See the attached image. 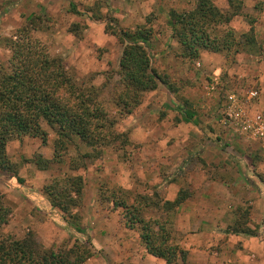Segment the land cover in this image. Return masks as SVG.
Returning a JSON list of instances; mask_svg holds the SVG:
<instances>
[{
  "label": "rangeland",
  "instance_id": "374dc122",
  "mask_svg": "<svg viewBox=\"0 0 264 264\" xmlns=\"http://www.w3.org/2000/svg\"><path fill=\"white\" fill-rule=\"evenodd\" d=\"M212 1L238 13L213 27L229 29L230 47L201 49L190 58L172 36L169 13L187 12L197 0H0V69L9 63V39L19 33L21 42L61 60L102 111L106 139L118 137L92 147L75 138L58 161L55 133L45 123V143L12 136L6 152L18 178L0 172V193L10 207L3 233L21 238L30 232L54 250L82 243L93 254L81 264H150L140 260L148 251L134 218L148 222L158 244L164 240L183 251L182 242L194 240L210 217L217 226L206 232L215 238L202 244L204 252L219 253L225 241L227 248L236 245L233 234L264 237V135L241 130L227 116L241 110L264 121V2ZM137 27L150 30L142 43L163 83L124 105L118 101L125 88L119 73L123 43L114 33ZM251 91L257 94L249 97ZM185 112L191 121H183ZM38 156L48 160L45 169L34 162ZM70 176H80L82 184L79 196L70 194L77 199L72 217L46 194ZM255 189L258 194L246 192ZM177 198L172 208L164 206ZM182 262L178 255L172 264Z\"/></svg>",
  "mask_w": 264,
  "mask_h": 264
},
{
  "label": "trees",
  "instance_id": "16d2710c",
  "mask_svg": "<svg viewBox=\"0 0 264 264\" xmlns=\"http://www.w3.org/2000/svg\"><path fill=\"white\" fill-rule=\"evenodd\" d=\"M228 2L231 5L232 1ZM69 4L72 11L77 12L75 4ZM236 14L235 11H222L212 0H197L195 7L187 12L170 11L172 36L177 38L183 49L181 54L197 58L201 49L211 52L228 49L231 44L229 29L218 32L213 27L228 23ZM30 16L27 19L33 23ZM114 34L123 43L119 73L125 88L118 95V101L128 105L138 102V95L155 89L163 80L150 67V55L143 44L150 38L149 29L137 27L133 31ZM9 42V63L6 68L0 69V172L18 178L16 168L7 156V143L14 135L39 137L45 143L47 131L43 123L55 133L53 157L58 161L75 138L91 147L103 145L109 138H118L111 133L106 139L102 111L94 107V98L89 90L77 86L59 58L21 42L19 33ZM191 117L192 114L185 112L183 121L189 122ZM83 156L90 157L88 154ZM34 162L41 169L48 166V160L41 156L35 158ZM77 164L75 167H78ZM81 188V177L70 176L60 186L51 184L46 194L52 206L72 217L70 206L77 199L70 194L73 192L79 196ZM178 202V198L166 201L164 206L172 208ZM9 214L10 207L0 193V264H81L93 254L90 247L82 243L68 249L54 250L42 247L30 232L21 238L5 234L1 228L7 223ZM133 222L140 224V238L148 253L162 258L166 264L174 263L178 255L182 261L185 260L186 251L166 246L164 240L161 244L157 243L158 236L150 230L147 221L134 218Z\"/></svg>",
  "mask_w": 264,
  "mask_h": 264
},
{
  "label": "crops",
  "instance_id": "0c3cea01",
  "mask_svg": "<svg viewBox=\"0 0 264 264\" xmlns=\"http://www.w3.org/2000/svg\"><path fill=\"white\" fill-rule=\"evenodd\" d=\"M256 186L257 188H260L258 187L259 185ZM244 189H246V187H244ZM257 191L258 190L255 189V191L246 192L249 194H258ZM260 193H263V191H260ZM206 221L207 223L203 222L205 228L200 230L196 237H192L194 240L185 239L182 242L187 251V256L181 264H264V237L259 234H248L247 236L233 234L231 235L230 240L234 241L236 245L227 248L228 242L225 241L224 243L227 244H224L223 246H226V248L219 253L217 251H213L211 254L204 252V246L202 244H209V242L213 243V238H215L213 235L209 236L206 229L207 227L210 228L217 226V220L213 217L206 219ZM205 239L208 240L205 241ZM159 259V257H154L148 253H145V256L140 257V260L143 263L150 264H161Z\"/></svg>",
  "mask_w": 264,
  "mask_h": 264
},
{
  "label": "built area",
  "instance_id": "2783aa9c",
  "mask_svg": "<svg viewBox=\"0 0 264 264\" xmlns=\"http://www.w3.org/2000/svg\"><path fill=\"white\" fill-rule=\"evenodd\" d=\"M256 91H251L249 97L255 96ZM232 99V96L229 97ZM246 111H237L231 109L227 112L228 121L230 124H237L241 130H250L252 135H264V121L260 114L250 116Z\"/></svg>",
  "mask_w": 264,
  "mask_h": 264
}]
</instances>
